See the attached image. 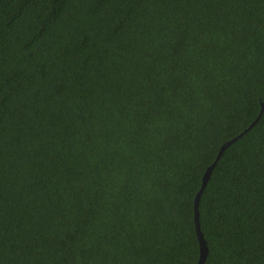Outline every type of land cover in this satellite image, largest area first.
Wrapping results in <instances>:
<instances>
[{
	"label": "trees",
	"instance_id": "1",
	"mask_svg": "<svg viewBox=\"0 0 264 264\" xmlns=\"http://www.w3.org/2000/svg\"><path fill=\"white\" fill-rule=\"evenodd\" d=\"M264 103V0H0V264H197L195 198ZM204 264H264V112L199 203Z\"/></svg>",
	"mask_w": 264,
	"mask_h": 264
},
{
	"label": "water",
	"instance_id": "2",
	"mask_svg": "<svg viewBox=\"0 0 264 264\" xmlns=\"http://www.w3.org/2000/svg\"><path fill=\"white\" fill-rule=\"evenodd\" d=\"M264 112V103L262 105V109L258 115V117L253 121V123H251V125L244 129L239 135H237L236 137H234L233 139L227 140L225 141L221 146H220V150L219 153L217 154L216 159L214 160V162L206 169L205 174L203 176V181L200 187V190L198 191L196 198H195V226H196V232H197V237L199 240V245H200V257L198 260L197 264H204L207 256H208V252H209V248L207 246V242L204 238L203 235V231L201 229V224H200V211H199V203L201 200V196L202 193L206 187V185L208 184L209 179L211 178L212 172L214 170V168L216 167L219 159L221 158V156L223 155V153L225 152V150L227 149V147L235 140L237 139L239 136H241L243 133H245L247 130H249L250 128H252L261 118L262 114Z\"/></svg>",
	"mask_w": 264,
	"mask_h": 264
}]
</instances>
